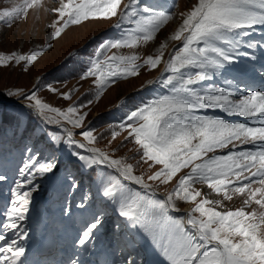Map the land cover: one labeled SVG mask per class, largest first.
Returning <instances> with one entry per match:
<instances>
[{
    "label": "snow or ice",
    "instance_id": "6c2138e0",
    "mask_svg": "<svg viewBox=\"0 0 264 264\" xmlns=\"http://www.w3.org/2000/svg\"><path fill=\"white\" fill-rule=\"evenodd\" d=\"M40 3L41 0H23L22 4L0 13V20L17 19ZM52 11L57 13L59 26L50 39L60 37L69 25L90 19L119 17L121 22L127 20L133 25L120 38L101 42L96 58L90 59L81 75V80L94 78L97 100L117 77L136 76L145 66L156 69L162 61L165 45L157 49L158 55H147L142 64L136 63L140 60L137 55L113 53L109 56L108 50L147 44L174 18L170 11L141 8L138 0L127 3L123 0H66ZM181 16L182 23L170 36L171 40L180 42V46L166 63L170 74L162 80L164 93L130 110L126 119L117 125L127 132L126 142L131 140L139 146L137 154L141 161L151 162L149 166H162L147 177L148 181L168 183L182 169H190L165 199H153L128 188L124 181H133L145 189H152V185L142 175L134 174L132 163L113 158L99 147H89L97 141V136L91 129L83 130L88 112L80 109L86 105L70 104L61 109L39 98L35 91L26 94L22 89L9 91L8 95L24 97L27 107L49 124L66 123L81 129L80 135L87 144L73 139L71 129L67 130L64 142L70 147L87 149L90 155L80 152L71 155L88 168L103 165L118 173V176L102 177V195L119 205L121 217L151 236L168 264H264V212L249 213L243 208L218 211L208 205L219 201L203 198L197 202L202 192L194 187L198 183L206 184L215 193H223L227 200H231L233 194L247 195V202L254 201L264 208V91L239 94L230 87L212 83L220 70L235 63V52L241 47L239 38L248 36L257 25L264 26V0H198L191 11ZM45 47L50 48L51 44ZM42 54L43 48L29 53L0 52V66L14 63L27 71V66L33 65ZM50 91L60 92L55 87H50ZM60 95L71 100L70 92H60ZM91 103V100L87 102ZM205 110H219L227 116L243 117L245 121L209 115ZM118 135L117 130L111 132L113 139ZM248 145L250 149L239 150ZM55 167L51 160H37L18 187L32 185L35 176L51 173ZM3 179L5 177L0 175V180ZM253 184L259 186L253 188ZM13 195V206L5 215L9 221L7 227L18 229V222L25 220L31 191L13 190ZM177 201H191L195 205L186 213V221L170 214L171 210H178ZM100 223L98 218L91 223L79 239L80 245L90 240L92 231ZM4 239L0 235V240ZM24 251L18 240H12L6 247H0V264H17Z\"/></svg>",
    "mask_w": 264,
    "mask_h": 264
},
{
    "label": "rangeland",
    "instance_id": "374dc122",
    "mask_svg": "<svg viewBox=\"0 0 264 264\" xmlns=\"http://www.w3.org/2000/svg\"><path fill=\"white\" fill-rule=\"evenodd\" d=\"M22 2L23 0H0V13L11 10ZM62 2L66 0H41L40 5L28 9L17 19L0 20V52L29 53L43 48V54L34 61L33 65L27 66V71L21 65L14 63L10 66H0V100L12 102L0 104V175L5 177L0 180V231L11 232L16 239L23 237L31 228V217L35 208H39V224L43 226L50 220L54 232L62 235V240L75 248V258L80 263L168 264L151 236L139 226L134 227L132 221L121 217L118 211L119 205L111 198L102 195L104 189L102 177L106 179L109 176H118V173L113 168L103 165L92 168L84 166V162L71 153L80 152L85 156L90 153L87 149H80L78 146L70 147L64 142L67 140L64 128L66 123H52L55 126H48L35 110L27 108L28 101L24 97L9 96L8 92L22 89L24 93L31 94L35 91L39 98L61 109H66L70 104L86 105L85 108L80 109V111L88 112L83 130L91 129L97 136V141L89 147H99L113 158H122L132 163L134 174L142 175L145 181L152 185V189H145L141 185L124 181L128 188L153 199H165L176 186L179 178L187 174L190 169H182L168 183H162L160 180L148 181L147 177L153 175L162 166L155 164L149 166L151 162L141 161L140 155L137 154L139 146L131 140L126 142L127 132L118 129L117 125L126 119V114L130 110L164 93L165 90L161 87L162 80L170 74L166 71V63L174 49L180 46V42L172 40L169 43L166 38L176 30L171 28L178 25V22L182 23L181 13L191 11L198 0H138L141 8L151 7L157 11H170L174 14L173 20L161 29L162 33L161 31L157 33V38L148 42L149 45L141 43L135 48L110 49L107 55L134 54L140 57L136 63L142 64L147 55H158L157 49L164 44L162 61L155 70L146 66L142 67L139 70L141 74L135 77H117L114 84L109 83L105 87L99 100L96 99V85L92 82L94 78L81 80V75L89 66L90 59L96 58V49L101 42L120 38L123 33L130 31L133 25L127 20L121 22L119 17L90 19L79 25H69L60 37L50 39L55 27L59 26L57 13L52 9L59 7ZM123 2L127 3L128 0ZM239 39H241V47L235 52L234 65H228L222 69L212 83L228 86L232 91L241 94L240 91L246 87L244 74H248V77L258 75L257 69L260 68L258 65L262 63L261 58H264V52L261 50L264 49V31L255 27L250 30L248 36ZM47 44H51V47H45ZM249 44L255 46L249 47ZM100 58L103 59V57ZM143 75L144 78L141 79ZM130 80L135 83H131ZM149 81L152 83L150 84ZM50 87H55L60 92H70L71 100L63 99L60 92H51ZM18 99L22 103L15 104L13 101ZM89 100L92 101L90 105L87 104ZM205 111L209 115L233 119V116H227L219 110H215V113L211 110ZM68 126L73 132V139L88 143L80 135L81 129ZM113 130L119 131L115 139L111 136ZM52 137L56 140L51 139ZM248 146L239 150H248L251 145ZM61 148L63 158L61 163L57 164ZM37 160H51L56 167L51 173L35 176L32 185L18 187L27 176L28 169ZM257 186L259 185L253 184L252 187ZM194 187L202 192L197 202L203 198L219 201L218 204L208 205L215 207L218 211L243 208L249 213L264 212V208L254 201L247 202V195L234 194L235 197L227 201L223 193H215L206 184L198 183ZM13 190L20 193L31 191L25 220L18 222V229L7 227L9 221L5 215L13 206L15 199ZM185 205H191V209L195 206L191 201H177L179 211ZM170 214L178 220L185 219L182 212L171 210ZM193 215L199 216V213H193ZM97 218L101 223L92 231L90 240L85 245H80L78 241L82 238L83 232Z\"/></svg>",
    "mask_w": 264,
    "mask_h": 264
},
{
    "label": "bare ground",
    "instance_id": "6f19581e",
    "mask_svg": "<svg viewBox=\"0 0 264 264\" xmlns=\"http://www.w3.org/2000/svg\"><path fill=\"white\" fill-rule=\"evenodd\" d=\"M40 5V4H39ZM186 10V9H185ZM179 19V18H178ZM178 25H175L173 28H171V30H173V29H176L178 26H179V22L177 23ZM171 27V26H170ZM163 29H164V27H163ZM168 31V30H167ZM160 33H162V31L160 32ZM158 36V35H157ZM157 38V37H156ZM160 40V39H159ZM263 40V39H262ZM163 41V40H162ZM166 41L167 42H169L170 43V41H172L171 39H170V37H167L166 38ZM147 45V44H146ZM148 45H149V43H148ZM141 46V45H140ZM151 46V45H150ZM172 47V46H171ZM152 48V47H151ZM156 50V49H155ZM239 50V49H238ZM262 50V52H264V49H261ZM247 51V50H246ZM164 52V51H163ZM149 53V52H148ZM152 53V52H151ZM157 53V52H156ZM146 54V53H145ZM134 55V54H133ZM151 55H153V54H151ZM164 55V54H163ZM241 56V55H240ZM259 57V56H258ZM168 60V59H167ZM253 64V63H252ZM234 65V64H233ZM259 66V65H258ZM146 67V66H145ZM144 67V68H145ZM235 68V67H234ZM157 69V68H156ZM256 69V68H255ZM155 70V69H154ZM153 70V71H154ZM161 70V69H160ZM227 70V69H226ZM258 70V73L260 72L261 74H264V70L262 71V69H257ZM145 71V70H144ZM148 71V70H147ZM221 71V70H220ZM231 72V71H230ZM140 73V72H139ZM223 73V72H222ZM243 73V72H242ZM253 73H254V71H253ZM141 74V73H140ZM220 74V73H219ZM240 74V73H239ZM146 75V74H145ZM227 75V74H226ZM231 75V74H230ZM248 75V74H247ZM219 76V75H218ZM258 76V75H257ZM135 77V76H134ZM141 77V76H140ZM140 77H138V78H140ZM222 77V76H221ZM228 77H229V75H228ZM144 78V75H143V77L141 78V79H143ZM246 80V84L245 85H247L249 82H250V78L249 77H247V78H245ZM140 81V80H139ZM261 84H264V79L263 78H261ZM130 82L131 83H135V82H133L132 80H130ZM138 82V81H137ZM146 83V82H145ZM144 83V84H145ZM243 84H244V82H243ZM258 84V83H257ZM130 85H132V84H130ZM261 85L259 84V87L258 86H256V87H254V89L253 90H250L247 86L245 87V89L244 90H242V91H240L241 92V94H246L248 91H264L262 88L263 87H260ZM134 87V86H133ZM139 87V86H138ZM228 87V86H227ZM242 87V86H241ZM261 88V89H260ZM236 90V89H235ZM234 91V90H233ZM15 102V104L17 103H22L21 102V100H16V101H14ZM213 113H215L216 111L215 110H211ZM217 112H219V111H217ZM209 113V112H208ZM224 115V114H223ZM226 115V114H225ZM225 119H228V120H231V121H235V120H241V121H245V118H243V117H238V116H233L232 118L233 119H231L230 117H224ZM64 128H65V131L67 132V130H69L70 129V126H68V125H65L64 124ZM250 146V145H249ZM248 146V147H249ZM243 150V149H242ZM134 183V182H133ZM135 184V183H134ZM253 186V185H252ZM258 187V186H257ZM164 195V194H163ZM222 195V194H221ZM236 195V194H235ZM233 196H234V194H233ZM235 197V196H234ZM233 197V198H234ZM241 197V196H240ZM215 198V197H214ZM244 198V197H243ZM222 199V198H221ZM214 200V199H213ZM240 200H241V198H240ZM224 201V200H223ZM228 201V200H227ZM242 201V200H241ZM237 202V201H236ZM235 203V202H234ZM239 204V203H238ZM215 205V204H214ZM222 205V204H221ZM237 205V204H236ZM253 206V205H252ZM257 206V205H256ZM250 207H251V205H250ZM255 207V206H254ZM260 208V207H259ZM191 205H185V207L183 208V209H181L180 211L179 210H173L174 212H182V213H184V221H186L187 220V215H186V213H188V212H190L191 210ZM224 211V210H223ZM250 211V210H249ZM251 212V211H250ZM190 227V226H189Z\"/></svg>",
    "mask_w": 264,
    "mask_h": 264
},
{
    "label": "water",
    "instance_id": "95a60500",
    "mask_svg": "<svg viewBox=\"0 0 264 264\" xmlns=\"http://www.w3.org/2000/svg\"><path fill=\"white\" fill-rule=\"evenodd\" d=\"M14 102V101H13ZM0 103H7V104H9V103H12L11 101H2V100H0ZM28 108V107H27ZM46 122V121H45ZM47 123V122H46ZM47 124H49V123H47ZM50 126H55V125H53V124H50ZM131 183H133V181H130Z\"/></svg>",
    "mask_w": 264,
    "mask_h": 264
}]
</instances>
